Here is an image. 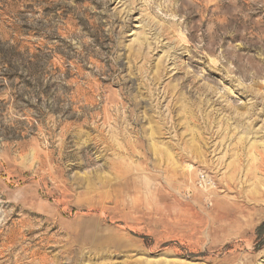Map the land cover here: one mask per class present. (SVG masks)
Instances as JSON below:
<instances>
[{
  "label": "rangeland",
  "instance_id": "1",
  "mask_svg": "<svg viewBox=\"0 0 264 264\" xmlns=\"http://www.w3.org/2000/svg\"><path fill=\"white\" fill-rule=\"evenodd\" d=\"M261 158L264 0H0V264H264Z\"/></svg>",
  "mask_w": 264,
  "mask_h": 264
},
{
  "label": "bare ground",
  "instance_id": "2",
  "mask_svg": "<svg viewBox=\"0 0 264 264\" xmlns=\"http://www.w3.org/2000/svg\"><path fill=\"white\" fill-rule=\"evenodd\" d=\"M214 151V150H213ZM215 151H217V150H215ZM245 154H246V152H245ZM254 155V154H253ZM260 164H259V166L258 167H256V168H254V172H261L262 174H263V172H264V170H263V159L261 158V160H260ZM232 172H234L235 173V170H232ZM230 178V177H229ZM227 188L229 189V186H227ZM255 189V188H254ZM94 221V220H93Z\"/></svg>",
  "mask_w": 264,
  "mask_h": 264
}]
</instances>
